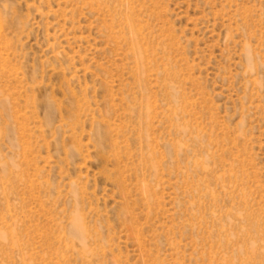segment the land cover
<instances>
[{"label":"rangeland","instance_id":"374dc122","mask_svg":"<svg viewBox=\"0 0 264 264\" xmlns=\"http://www.w3.org/2000/svg\"><path fill=\"white\" fill-rule=\"evenodd\" d=\"M0 264H264V0H0Z\"/></svg>","mask_w":264,"mask_h":264}]
</instances>
